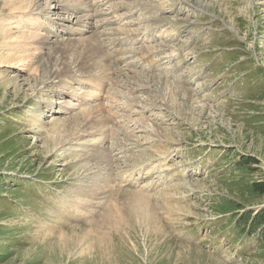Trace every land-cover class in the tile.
<instances>
[{
	"label": "rangeland",
	"instance_id": "obj_1",
	"mask_svg": "<svg viewBox=\"0 0 264 264\" xmlns=\"http://www.w3.org/2000/svg\"><path fill=\"white\" fill-rule=\"evenodd\" d=\"M83 1L0 0V264H264V0Z\"/></svg>",
	"mask_w": 264,
	"mask_h": 264
},
{
	"label": "bare ground",
	"instance_id": "obj_2",
	"mask_svg": "<svg viewBox=\"0 0 264 264\" xmlns=\"http://www.w3.org/2000/svg\"><path fill=\"white\" fill-rule=\"evenodd\" d=\"M76 3H73V4H70V5H75V6H73V9H72V11H71V17H73V18H76L77 20H76V22L77 23H80V22H83L84 20H83V18H86V19H91V18H94V17H98L99 15H97L98 13L96 12V6H94V5H88L87 3H86V1H83V0H74ZM11 2V1H10ZM18 2V1H17ZM50 2V1H49ZM34 5H37L36 3L34 4ZM33 5V6H34ZM83 5H85V7H83ZM87 6V7H86ZM45 8V11L44 10H42V8L40 9L39 7L38 8H33V9H31V10H28V11H30L29 12V18L30 19H33L35 16H34V14L36 13L37 14V16L36 17H39L41 14H45L49 9H51L52 7L49 5V4H46L45 6H44ZM12 8V7H11ZM82 8H84V9H87L86 11V13L85 14H82ZM117 8V7H116ZM56 9H58V7L56 6ZM113 9H114V6H113ZM24 12V11H23ZM24 13H26V12H24ZM28 14V13H27ZM43 14V15H44ZM23 15V14H22ZM71 17H69V18H71ZM115 19H110L108 22L109 23H107V24H105V26L106 25H113V24H115V23H117V22H121L120 21V17H114ZM73 21V19H71V22ZM128 24V23H127ZM90 25H92V24H90ZM101 26H104V24H101L99 27H101ZM46 29H48V28H46ZM65 29H67V28H65ZM113 29H117V28H111V31L113 30ZM68 30V29H67ZM85 30H87V29H85ZM113 32H115V33H117L118 32V30L117 31H113ZM69 33H70V35H76L78 32L77 31H71V30H69ZM107 33L108 32H105V31H103L102 33H101V35H107ZM138 33V32H137ZM35 34H37V33H35ZM79 34V33H78ZM116 35H118V34H116ZM152 35V34H151ZM12 36V35H11ZM35 37H37L36 39H38V35H36ZM157 37H159V35H157ZM114 38H117V39H119V41L117 42V43H114V44H111V43H107V44H105L104 45V50L105 49H113L114 47H116L118 44H119V42H121V45H123V38H121V37H111V39H114ZM103 40H104V38H103ZM60 41V39H58V38H54V39H52V37H50V39L48 40V42H47V44L46 45H48V44H51V43H53V42H59ZM76 43H77V40H72L71 38L69 39V41L67 42V43H65L66 45L67 44H69L70 45V47H73V46H75L76 45ZM64 44V45H65ZM121 45H118V46H121ZM45 46V45H44ZM110 51H112V50H110ZM128 51H130V50H128ZM128 51H125V53H126V55H133V56H129V57H127L128 59H130V58H132V57H135L134 56V53H135V51L133 52V51H131V52H128ZM111 56H109L108 57V59H107V61H109V64H111L114 68L113 69H115L116 70V68L117 67H120L121 69H124L123 67H121L120 65H121V62L120 61H117L116 59L117 58H121V59H123V57L124 56H122V57H118L117 55H115V54H110ZM9 59V58H8ZM15 59V58H14ZM14 59H12V60H14ZM12 60H11V62H12ZM18 60V59H17ZM16 60V61H17ZM24 60V59H23ZM23 60H21L20 59V61L16 64H14V66H16V67H23L22 65H30L31 63L28 61V62H25V61H23ZM27 61V60H26ZM136 61L137 60H133V61H131L129 64V67H127V68H131V67H138V66H140L141 68H143V69H146V67L145 66H142L141 64H138V63H136ZM1 62V61H0ZM5 65V64H4ZM20 65V66H19ZM6 66V65H5ZM25 67V66H24ZM160 67V66H159ZM115 70H113V71H115ZM165 71V70H164ZM167 73V75H168V72H166ZM131 76L133 77V78H136L137 76H136V74L134 73V72H132V74H131ZM40 77V76H39ZM49 83H50V81H49ZM143 83H141V86H140V84H138V85H136L135 86V88H134V91L136 90V89H138V91H139V93H143V92H145L147 89V87L148 86H144L143 87V85H142ZM137 87V88H136ZM137 91V92H138ZM130 104V103H129ZM126 105V103L125 104H123V106L124 107H126V108H131L130 107V105ZM132 110V109H131ZM87 117V116H86ZM85 118V117H84ZM88 118V117H87ZM89 121H91V120H89ZM77 122H79V120H77ZM109 130V129H108ZM91 131H93L94 132V130H91ZM87 133H89V132H87ZM91 133V132H90ZM83 135V134H82ZM57 137V136H56ZM60 138V137H59ZM59 138H58V140H59ZM56 140V139H55ZM66 140V139H65ZM103 139H93V140H91V141H89L92 145H97V144H100L99 143V141H102ZM104 141V140H103ZM84 143H87V142H84ZM88 144V143H87ZM122 147V146H121ZM118 148V147H117ZM124 149V148H123ZM122 149V150H123ZM126 151V150H125ZM106 152V151H105ZM100 156V155H99ZM162 156V155H161ZM89 157V156H88ZM94 157V156H93ZM103 157V156H102ZM101 158V157H100ZM85 159V158H84ZM95 161V160H94ZM84 163V162H83ZM90 163V162H89ZM142 198H140V200H141ZM134 201V200H133ZM135 202V201H134ZM141 202V201H140ZM147 202V201H146ZM145 202V203H146ZM149 203V202H148ZM148 205H146V207H147ZM145 207V206H144ZM140 208V207H139ZM153 209V208H152ZM133 210V209H132ZM146 210V209H145ZM112 211V210H111ZM151 211V210H150ZM146 212V211H144V215H145V217H146V219L145 218H143L141 215H139V214H136V218H138L139 219V222L141 223V224H143L145 227H146V229L148 230L149 228H151L152 230H153V232L155 233V234H159V235H156L157 236V238L159 239V236L161 235V233H162V228H161V222L159 221V219H158V217H157V215H156V213H153V212ZM105 216V215H104ZM111 217H112V219H111ZM111 217H107V219H103L102 220V222H100L102 225H105V224H107V225H109L110 227L111 226H119L120 225V223L124 220V218L120 215V219H119V221L116 223V220H117V215H116V213H113L112 215H111ZM125 220H129V219H125ZM136 220V219H135ZM148 220V221H147ZM116 223V224H115ZM93 225L94 224H92V226H91V228H87V227H85V229L82 231V233H83V235L81 236H79L78 237V241H77V239L75 238V241L73 242L74 244L76 243V244H78V248H80L81 250H79L78 252L80 253V254H83L84 253V251L86 250V248H85V243L83 244V241H84V239H90V237H92V236H95V233H93V231H96L98 234H101V235H106V233H103V232H101L100 231V228L99 229H95V227L94 228H92L93 227ZM101 225V226H102ZM95 226H96V224H95ZM141 227V226H140ZM48 228V227H47ZM105 229V228H104ZM107 229V228H106ZM48 230V229H47ZM56 231L55 230H53V229H51V230H48V231H46V233H48V234H46L45 233V236L46 237H50V236H52V235H54V233H55ZM146 232V231H145ZM112 234V233H111ZM144 234V233H143ZM68 235V233L66 232V231H64V232H61V233H59V231H58V237H59V244L60 245H62V248L63 247H67L68 245H70L72 242H71V239H70V237H68L67 236ZM118 235V234H117ZM120 235V234H119ZM119 235H118V237H119ZM126 235H128V233H126ZM99 236V235H98ZM151 236V235H150ZM96 237V236H95ZM128 237H130L129 235H128ZM145 237V236H144ZM100 239H103V237H99ZM124 239V237H121V239ZM97 239V238H96ZM103 242V241H102ZM132 242H133V244L136 246V244L137 243H135L133 240H132ZM79 244H80V246H79ZM88 246V245H87ZM147 247V246H146ZM107 248V247H106ZM69 251V250H68ZM74 251V250H73ZM69 253V252H68ZM87 253V252H86ZM177 254H179L178 256H177V259H180L181 258V256H182V252H178ZM141 256V255H140ZM181 260V259H180ZM181 263V262H180Z\"/></svg>",
	"mask_w": 264,
	"mask_h": 264
},
{
	"label": "trees",
	"instance_id": "obj_3",
	"mask_svg": "<svg viewBox=\"0 0 264 264\" xmlns=\"http://www.w3.org/2000/svg\"><path fill=\"white\" fill-rule=\"evenodd\" d=\"M259 185H260V184H259ZM259 185H258V186H259ZM261 186H264V184H261Z\"/></svg>",
	"mask_w": 264,
	"mask_h": 264
}]
</instances>
